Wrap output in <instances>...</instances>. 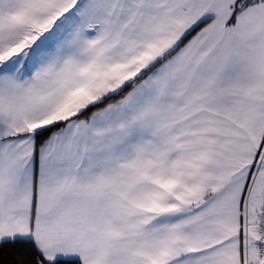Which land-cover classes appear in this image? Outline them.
<instances>
[{
	"label": "snow or ice",
	"instance_id": "snow-or-ice-1",
	"mask_svg": "<svg viewBox=\"0 0 264 264\" xmlns=\"http://www.w3.org/2000/svg\"><path fill=\"white\" fill-rule=\"evenodd\" d=\"M9 244L8 264H264V0H0Z\"/></svg>",
	"mask_w": 264,
	"mask_h": 264
},
{
	"label": "trees",
	"instance_id": "trees-1",
	"mask_svg": "<svg viewBox=\"0 0 264 264\" xmlns=\"http://www.w3.org/2000/svg\"><path fill=\"white\" fill-rule=\"evenodd\" d=\"M12 245H4L2 250H0V259H2L5 264H8L9 261H11V253L13 251Z\"/></svg>",
	"mask_w": 264,
	"mask_h": 264
}]
</instances>
